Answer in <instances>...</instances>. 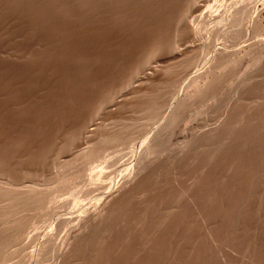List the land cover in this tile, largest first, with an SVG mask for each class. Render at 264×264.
Wrapping results in <instances>:
<instances>
[{"label":"rangeland","instance_id":"374dc122","mask_svg":"<svg viewBox=\"0 0 264 264\" xmlns=\"http://www.w3.org/2000/svg\"><path fill=\"white\" fill-rule=\"evenodd\" d=\"M0 264H264V0H0Z\"/></svg>","mask_w":264,"mask_h":264},{"label":"bare ground","instance_id":"6f19581e","mask_svg":"<svg viewBox=\"0 0 264 264\" xmlns=\"http://www.w3.org/2000/svg\"><path fill=\"white\" fill-rule=\"evenodd\" d=\"M206 1V0H205ZM201 2H202V0H201ZM204 2V1H203ZM201 4H203V3H201ZM201 4L199 3L198 5H197V7L195 8V9H193L192 11H194V12H198L199 11V8H200V6H201ZM195 7V6H194ZM95 11V10H94ZM101 12V11H100ZM190 13V12H189ZM200 13V14H199ZM197 15L198 16H201V12H199ZM196 14V13H195ZM194 14V15H195ZM181 15V14H180ZM193 15V14H192ZM197 15H195V16H197ZM182 16V15H181ZM187 17V16H186ZM194 17V16H193ZM200 18V17H199ZM195 19V18H194ZM93 21V20H92ZM183 21H185V20H183ZM194 22V21H193ZM105 23V22H104ZM172 25V24H171ZM181 26V25H180ZM182 26H184V25H182ZM186 26V25H185ZM189 27V26H188ZM97 28V27H96ZM99 28V27H98ZM186 28V27H185ZM177 29V28H176ZM189 29V28H188ZM97 31V30H96ZM179 31V30H178ZM185 31V30H184ZM190 31V30H189ZM195 31V30H194ZM197 31V30H196ZM184 33V36L185 37H189V33H188V30L186 31V32H183ZM197 33V32H196ZM192 34V33H191ZM192 35H194V33L192 34ZM195 36V35H194ZM193 36V37H194ZM174 38V37H173ZM184 38V37H183ZM190 38V37H189ZM177 39V38H176ZM191 39V38H190ZM182 40V39H181ZM183 40H187V39H183ZM177 42V41H176ZM153 43V42H152ZM182 43V42H181ZM185 43V42H184ZM187 44V43H186ZM201 44V43H200ZM105 45V44H104ZM182 46V45H181ZM184 47H185V45H183ZM198 48V47H197ZM190 51H191V49H189ZM189 51V52H190ZM175 52V51H174ZM177 52V55H182V53H184V50H179V51H176ZM237 52H239V51H237ZM191 53H192V51H191ZM236 53V52H235ZM190 54V53H189ZM196 56V55H195ZM2 70V69H1ZM145 72V71H144ZM150 75V74H149ZM165 76V75H164ZM193 76V75H192ZM194 77V76H193ZM199 78V77H198ZM191 79H193V78H191ZM196 79V78H195ZM194 79V80H195ZM197 80V79H196ZM190 81V80H189ZM188 81V82H189ZM191 81H193V80H191ZM173 111V110H172ZM174 112V111H173ZM170 113V112H169ZM168 117V116H167ZM166 125H167V123H165ZM160 126H162V125H160ZM162 130V129H161ZM93 132V131H92ZM150 134V133H149ZM152 138H154V137H152ZM149 141V140H148ZM148 143V142H147ZM150 143V142H149Z\"/></svg>","mask_w":264,"mask_h":264}]
</instances>
